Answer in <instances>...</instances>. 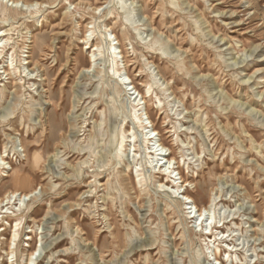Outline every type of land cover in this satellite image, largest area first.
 Instances as JSON below:
<instances>
[{"label":"rangeland","instance_id":"374dc122","mask_svg":"<svg viewBox=\"0 0 264 264\" xmlns=\"http://www.w3.org/2000/svg\"><path fill=\"white\" fill-rule=\"evenodd\" d=\"M21 1L42 6L9 21L0 12L18 65L7 76L0 61V200L36 191L20 213L15 199L5 206L0 264H29L32 252V264H264V0H124L129 25L119 0ZM109 28L116 77L135 95L111 76ZM87 34L102 49L94 63ZM137 96L144 131L129 119ZM149 130L150 146L176 158L169 191ZM212 195L210 220L190 218L184 196L201 208Z\"/></svg>","mask_w":264,"mask_h":264},{"label":"bare ground","instance_id":"6f19581e","mask_svg":"<svg viewBox=\"0 0 264 264\" xmlns=\"http://www.w3.org/2000/svg\"><path fill=\"white\" fill-rule=\"evenodd\" d=\"M119 3H121L122 2V5H121V7L123 8V10H124V14H126L125 15V18H126V24L127 25H129V21H131V19H132V11H131V8H130V6H128L127 5V3L126 2H124V0H119L118 1ZM38 5H40V6H42V3L40 4V3H38V2H33V3H29V4H25L23 1H21V0H0V12H1V14H2V16L4 17V19H5V21H9L10 19H12V17H14V16H18V15H22L23 13L24 14H27V13H29V12H36V11H38L39 9H36L35 7L36 6H38ZM172 5V4H171ZM120 7V8H121ZM103 9V7L102 6H98V7H95L94 8V10H95V12L96 13H98V12H100L101 10ZM13 20V19H12ZM12 29H4V28H2V27H0V61L1 60H4V62H5V65L3 64V71H2V73L3 74H6L7 76L8 75H11L12 73H13V71L15 70V68L16 67H18V65L17 64H15L14 65V63H15V59H14V54H15V52H16V49H14V47H12L11 49L14 51L13 53H12V55L11 56H8L7 58H5V51H6V45L10 42V40L12 39L11 37H10V34L11 33H9L10 31H11ZM95 30V29H94ZM108 31L107 32H105L103 35H102V39H103V41L104 42H106L107 43V46H108V48H107V54H108V60H109V62L111 63V67L114 69V73L111 75L110 73H109V75H111V76H113L112 78H116V81H117V84L119 85V86H122L121 87V89L123 90V92H128V89L127 88H130V85L133 83V81H132V83L131 84H128V83H124V81L123 80H125V79H123L122 77H121V75L120 76H118V77H116V74H118V72H119V70H120V68H119V66H120V61L118 60V53H121V51L120 52H118L117 51V47L115 46L116 44H118L119 42L118 41H116L117 40V37L112 33V32H110V28L109 29H107ZM88 33H89V31H88ZM83 42L86 44V47H88V48H90V49H93V54L91 55V57H90V62L91 63H94V61H95V59H96V57L98 56V55H100V53H99V50H102L101 48H100V46L98 45V44H93V41H91V36L90 35H86V37L83 39ZM155 42V41H154ZM42 45V44H41ZM157 46H158V44H157ZM104 48V47H103ZM25 49H27V48H25ZM159 49H162V48H160L159 47ZM157 50V49H156ZM104 52H105V50H104ZM29 56H25V58H26V60H23L22 62H20V66H19V68H25V72H26V70L29 68V67H26V66H28V65H30V63H31V61H27V58H28ZM106 57V56H105ZM122 59L124 58L123 56L121 57ZM38 67H41L42 68V66H38ZM35 69L33 68L32 69V71H34ZM31 71V70H30ZM23 73H22V71L20 70V77L22 78V77H25V76H23L22 75ZM32 75V74H31ZM0 76H1V74H0ZM29 74L27 75V77H28V80H31V79H33V77L32 76H30L31 78H29ZM0 80H2V79H0ZM153 80V79H152ZM122 81H123V83H122ZM155 83H156V79L154 78V83H151V82H148L145 86L147 87V89H146V92L147 93H151L150 91L153 89V87H154V85H155ZM123 84H125V85H127L128 84V87L127 88H124L123 87ZM115 87V86H114ZM135 88V86L134 87H132V88H130V91L131 92H129V94H131V95H135V92H137V91H133L132 92V90ZM115 89V88H114ZM139 97H140V95H139ZM131 98H133V96H130V99ZM137 98H138V96L137 97H135L134 98V102H133V109L135 110V112L134 113H130V115H129V119H131V122L133 123V125H135V127H136V125H138L140 128H142L143 129V131L147 128V126H146V119H144L143 120V118H145V117H143L142 118V116L138 113V105L139 104H136L135 105V101L137 100ZM141 98V97H140ZM146 98H147V96H142V100H144V103H146L147 101H146ZM137 102V101H136ZM144 111V110H143ZM140 113H141V111H140ZM148 119H150V116H148L147 117ZM148 121V120H147ZM151 122V121H150ZM150 124V123H149ZM154 125V124H153ZM134 128V127H133ZM137 128V127H136ZM135 130V129H134ZM142 134H143V132H142ZM153 133H152V131H146V132H144V134H143V139L144 140H146L148 143H149V154H151V158H152V163L155 161V156H156V159L158 160V162H157V164L155 165V167H157L158 166V164L161 162V160H164V166L166 167L165 168V170H163V172H162V174H163V176L164 177H166V182H161V181H158L159 182V184H158V187H160V190L162 189V188H165L166 186L167 187H169V182L171 181V182H173V181H175V178L172 176V171H168L169 169H170V166H171V164H172V162L174 161V160H176V158L175 157H172V155H171V153H169V157L166 155V153H164L163 152V148L165 147V143H161L160 145H157L156 143H152L151 145L152 146H150V143H151V141H152V139H153V135H152ZM53 135V134H52ZM131 136V131L129 130V134H128V138ZM123 138H124V132L122 133V138H121V142H120V146H121V148H123L124 146H126V145H124L125 144V141L123 140ZM136 138V137H135ZM133 141V140H132ZM156 142V141H155ZM131 145V144H130ZM133 146V145H132ZM134 146H136V145H134ZM141 146V145H140ZM160 147H162L161 149H160ZM162 150V151H161ZM134 151L136 152V149H134ZM161 151V152H160ZM160 156H162L161 158H159ZM39 158V154H38V152L37 151H35L34 152V154H33V157H32V160H33V163L35 164V163H37L38 162V159ZM1 161H4L3 160V156L1 157ZM160 161V162H159ZM155 163H156V161H155ZM163 164L161 165V167H160V170H161V168L163 167ZM146 165V164H145ZM146 168V167H145ZM150 168V167H149ZM157 169V168H156ZM154 170V169H153ZM145 172V171H144ZM147 173V172H146ZM102 173L101 172H99L96 176L98 177L99 175H101ZM175 174V173H174ZM142 174H139L138 175V177L139 176H141ZM179 175V174H178ZM177 175V176H178ZM20 177V178H19ZM19 177H16L15 178V182H19V179H21V175L19 176ZM180 178L182 179L183 178V176H180ZM24 179V178H23ZM180 179V180H181ZM24 181V184H28V180L27 179H24L23 180ZM177 181V180H176ZM147 182H148V180H147ZM182 184H184V185H190L191 184V181H189L188 179H183L182 180ZM98 185V184H97ZM100 186H105V183H101L100 184ZM181 186H183V185H181ZM172 187V190L170 191V193L172 194V195H175L176 194V187H174V186H171ZM183 189V188H182ZM165 191H169L168 189H164ZM36 191V190H35ZM35 191L34 190H31L30 192H22V191H18V190H14V191H10L8 194H6L5 196H4V199H2V200H0V220H2V219H4V217H5V215H6V213H8V211H6L5 210V206L6 205H9V204H11L12 203V201L15 199V201H18L19 203H15V205L16 206H18L19 204V210H17L16 208H15V210L13 211V213H16L17 211H19V213H20V211L22 210V206L24 205V204H22V202L24 201V200H26V199H29V198H31L32 196H33V194L35 193ZM187 192H189L188 190H187ZM190 193V192H189ZM171 195V196H172ZM179 195V194H178ZM185 197V201H184V204L185 205H187V207H186V209L187 208H189V209H193V211H195V212H193V213H195V216H193V217H190V218H192V219H195L194 217H196V219H197V221L199 222L200 220H202L203 218V215H205V213H207L208 214V219L205 221V222H208L209 220H210V214H211V209H212V207L214 206V204H216V201H215V198H214V196L212 195L211 197H210V200H209V205L208 206H202L201 208H198V205L196 204V202L193 200V199H191L190 197H186V196H184ZM183 201V200H182ZM192 204V205H191ZM194 204V205H193ZM189 205H191L190 207H189ZM7 208H9V207H7ZM192 212V211H191ZM18 215V214H17ZM16 225H15V227H14V229L12 230V236H11V238H10V251H9V253H8V255L9 254H13L14 253V247H13V245H15L16 244V242H17V235H18V226H19V224H18V221H16V223H15ZM203 224H204V220L202 221V223H201V226H202V229H203ZM207 224V223H206ZM212 223H208L207 224V226L208 225H211ZM206 226V227H207ZM208 229V227L205 229V230H207ZM2 230H4V229H2V227H0V233H1V231ZM213 230V227L211 228V231ZM210 231V232H211ZM222 234V233H221ZM225 235H223V237H224ZM210 237V236H209ZM222 237V238H223ZM210 238H212V237H210ZM218 240V236L216 235L215 236V241H217ZM36 253V252H35ZM30 255H31V258H30V262H29V264H32L33 263V259H34V257L36 256V255H34V253L32 252V253H30ZM215 259H217V256L215 257ZM10 261H12V263L11 264H14V262H15V260H12V257L10 258ZM231 261V260H230ZM220 264H225V263H223V262H221Z\"/></svg>","mask_w":264,"mask_h":264}]
</instances>
